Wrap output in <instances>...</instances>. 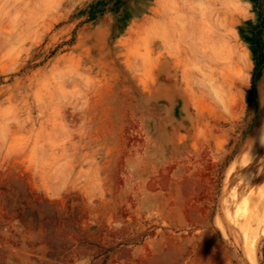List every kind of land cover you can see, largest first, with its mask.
Listing matches in <instances>:
<instances>
[{
	"label": "rangeland",
	"instance_id": "rangeland-1",
	"mask_svg": "<svg viewBox=\"0 0 264 264\" xmlns=\"http://www.w3.org/2000/svg\"><path fill=\"white\" fill-rule=\"evenodd\" d=\"M0 264H264V0H0Z\"/></svg>",
	"mask_w": 264,
	"mask_h": 264
}]
</instances>
